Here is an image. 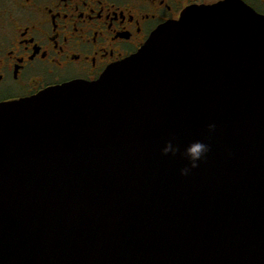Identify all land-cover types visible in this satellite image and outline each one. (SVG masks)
Instances as JSON below:
<instances>
[{"label":"water","instance_id":"95a60500","mask_svg":"<svg viewBox=\"0 0 264 264\" xmlns=\"http://www.w3.org/2000/svg\"><path fill=\"white\" fill-rule=\"evenodd\" d=\"M169 140L211 150L183 176ZM0 264H264V16L191 7L98 81L0 104Z\"/></svg>","mask_w":264,"mask_h":264},{"label":"flooded vegetation","instance_id":"af4514ba","mask_svg":"<svg viewBox=\"0 0 264 264\" xmlns=\"http://www.w3.org/2000/svg\"><path fill=\"white\" fill-rule=\"evenodd\" d=\"M226 0H0V104L98 81L162 26ZM264 16V0H240Z\"/></svg>","mask_w":264,"mask_h":264},{"label":"clouds","instance_id":"9594fccd","mask_svg":"<svg viewBox=\"0 0 264 264\" xmlns=\"http://www.w3.org/2000/svg\"><path fill=\"white\" fill-rule=\"evenodd\" d=\"M216 129L215 123H210L208 125V130L210 133L214 132ZM210 145L203 140H194L190 142L184 150L181 152L180 148L174 144L172 140H169L165 147L162 149L164 155L171 154L175 156L180 154L188 162L185 167L180 170V174L183 176H188L191 174L192 170L198 168L200 163L203 162L208 153L210 152Z\"/></svg>","mask_w":264,"mask_h":264}]
</instances>
